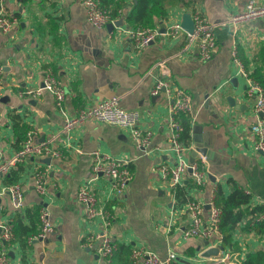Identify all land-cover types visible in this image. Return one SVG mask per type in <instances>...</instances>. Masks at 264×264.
Masks as SVG:
<instances>
[{"label": "crops", "instance_id": "crops-1", "mask_svg": "<svg viewBox=\"0 0 264 264\" xmlns=\"http://www.w3.org/2000/svg\"><path fill=\"white\" fill-rule=\"evenodd\" d=\"M246 1L190 0V6H173L156 20L154 28L159 34L140 50L131 46L125 32L133 0L125 1L118 15L122 23L111 29L94 28L87 22L81 0H0L4 12L16 20L9 31L0 32V159L19 148L29 129L35 131V141L53 137L51 145L61 150L58 157H28L11 171L13 182L23 186L22 220L26 225L33 222L36 234L40 229L38 208L44 198L35 191L31 174L34 166L48 168L45 203L54 230L42 240L27 243L26 239L25 246L17 240L6 244L4 264H105L95 251L98 240L90 247L84 245L86 236L99 232L100 221L84 219L75 201L78 189L91 176L93 151L127 160L131 173L124 196L118 200L109 197L110 184L105 177L91 182L99 203L112 215L109 232L117 252L106 264H128L135 246L160 258L175 252L184 261H174L177 264H189L191 256L204 249V239L182 238L188 224L184 204L177 202L175 189L158 170L175 161L167 139L168 97L164 92L151 94L155 77L160 75L154 65L160 60L164 61V77L192 96V115L184 116L192 127L202 126L207 154L196 152L193 162L206 177L201 186L191 183L190 198L205 204L217 185L225 193L236 185L251 195L250 204L264 205V159L254 149L249 129L255 117L253 100L246 97V79L231 59L235 49L248 75L257 69L264 81V18L236 26L229 22L233 14L244 9ZM256 1L264 4V0ZM190 9L215 23L216 46L205 61L196 52L180 53L183 36L166 34L167 24L181 20ZM49 72L65 90L68 114L117 96L122 107L140 111V125L152 132L150 145L141 148L126 129L94 120L63 131V116L48 91L34 97L21 94L40 86ZM228 96L235 100L234 105L229 104ZM181 117L177 115L178 120ZM190 134L189 163L195 151L192 130ZM6 178L0 177V221L14 218L15 213L5 191L11 184ZM188 180L192 179L186 174L184 182ZM27 209L29 215L25 216ZM203 214L207 215L205 207ZM120 245L125 248L118 251ZM231 248L233 258L243 260L247 252L264 249V234L239 222L232 233Z\"/></svg>", "mask_w": 264, "mask_h": 264}, {"label": "built area", "instance_id": "built-area-1", "mask_svg": "<svg viewBox=\"0 0 264 264\" xmlns=\"http://www.w3.org/2000/svg\"><path fill=\"white\" fill-rule=\"evenodd\" d=\"M82 6L86 11V20L94 28H101L118 20V17L111 18L108 10L99 0H81ZM193 21V30L188 32L181 27V20L169 22L166 26V34L173 38L183 36V45L180 53H195L202 61L212 57L216 46L215 42V23L209 21L198 10L187 11ZM264 18V4L258 3L256 0H247L244 9L241 12L233 14L229 22L236 26L238 23ZM12 14L7 15L0 6V32H7L15 23ZM120 26V25H119ZM125 32L129 38V42L134 49H144L159 34L157 28H125ZM231 59L236 64L238 72L245 77V95L253 100L254 119L249 125L250 132L254 138V149L260 152L264 159V90L261 84L250 77L245 70L243 64L237 56L235 49L231 51ZM163 60L158 61L154 66L160 69V75L155 77V83L151 90L152 95H158L164 92L168 97V114L166 117L167 139L169 148L175 156L174 164L171 166L162 165L158 168L160 176L164 180H168L172 189L179 186H185V175L188 174L195 186H201L205 182L206 174L200 169L196 162L189 163L187 151L191 148L180 140V132L182 130L181 123L177 119V115H192V96L183 88L173 86L172 83L164 76L162 71ZM151 72V69L148 73ZM151 74V73H150ZM1 75V66H0ZM48 91L54 98L55 106L63 116V131L67 132L71 128L80 125L86 120H94L101 123L115 125L128 131L130 137L136 144L145 148L150 145L152 132L144 129L140 125L141 113L137 109H126L119 104L117 96L102 98L92 105L80 108L75 114L70 115L64 108L65 90L60 82L51 72L46 73L40 86L34 89H26L21 92L22 95L38 96L42 91ZM53 137L44 139L40 142L35 141V131L29 129L19 148L5 159H0V177L8 176L13 169L22 164L28 157L50 156L58 157L61 154L59 148L51 145ZM204 161V158H200ZM191 171H188V168ZM34 180V189L41 195L42 199L38 208V219L40 229L36 234L27 238V243L34 240H42L54 230L51 221L50 210L45 203L47 195V177L48 168H40L34 166L32 174ZM99 177H105L110 186L109 197L115 200L124 196L131 173L128 168V161L118 159L112 155L93 151L91 153V176L80 186L77 191L75 201L81 209L84 219L100 221V230L94 235L85 237L84 245L92 246V242L98 240L95 251L103 263H108L112 259L116 251V242L109 232L112 215L107 207L99 203L96 192L91 182ZM10 203L14 211L21 212L24 207L23 186L19 182L9 184L5 189ZM184 211L188 216V224L182 230L181 235L184 240L199 237L208 243L204 249L199 250L196 258H203L201 253L209 247L223 246L222 233L219 228L220 209L215 203L213 193L210 195L206 203H202L195 198H190L183 203ZM207 206V207H206ZM204 207L207 208V215L204 216ZM253 204L248 206L249 210L254 208ZM249 216L242 222L253 226L254 223H264V212L256 214L250 220ZM14 239L13 234V218L9 217L4 221H0V264H4L7 259V249L5 245ZM233 257L231 245L223 246L219 251V255L209 258L212 261H225ZM179 260L175 252H168L164 258H160L154 252L141 247L135 246L130 250L131 264H171ZM181 261V259L179 260Z\"/></svg>", "mask_w": 264, "mask_h": 264}, {"label": "trees", "instance_id": "trees-1", "mask_svg": "<svg viewBox=\"0 0 264 264\" xmlns=\"http://www.w3.org/2000/svg\"><path fill=\"white\" fill-rule=\"evenodd\" d=\"M99 1L103 6L106 7L110 17L114 18L120 14L121 7L126 0ZM190 4V0H133L132 7L128 11L125 20L132 28H154L156 20L159 17H164L168 9L176 5L187 7L190 6ZM249 76L255 78L264 86V81L261 79V76L258 75L257 69L251 71ZM181 115L182 117L179 120L182 126L180 140L184 144L188 145L191 141L190 132L192 130V124L190 119L185 117L186 115ZM13 173L14 172L10 173V177L7 176L6 183H12L15 180V176H12ZM191 183L192 180H188L185 183V186L183 185L175 188L174 196L178 203H184L188 199ZM213 195L215 203L220 209L219 228L222 233L223 246L231 245L232 233L239 222H242L248 216V220H250L256 214L264 212V205H256L254 208L249 210L248 206L252 201L251 195L236 185L232 186L229 193H225L221 185H217L214 189ZM22 215L23 214L17 211L14 213L13 240H17L22 246H25L27 237L33 235L37 231V228L33 222L30 225L24 224ZM24 215H29L28 209L25 210ZM251 229L258 234H264V223H254L253 226H251ZM124 248V246L120 245L118 251ZM128 264H131L130 260L128 261ZM171 264L177 263L172 262ZM239 264H264V249L247 252L245 259L241 260Z\"/></svg>", "mask_w": 264, "mask_h": 264}, {"label": "water", "instance_id": "water-1", "mask_svg": "<svg viewBox=\"0 0 264 264\" xmlns=\"http://www.w3.org/2000/svg\"><path fill=\"white\" fill-rule=\"evenodd\" d=\"M120 21H121V19L116 20V22H114V25H118V26L121 25L122 22H120ZM180 24L184 30H186L188 32H192L193 21H192V18L188 12H184L182 14ZM106 27L111 29L113 27V25L111 23H108L106 25ZM227 100L231 106L235 104V100L232 97L228 96ZM201 131H202V126L193 125V127H192V138H193V141L195 142V151L193 152V154L190 158L191 163L194 161V157L196 155V152H199L202 155L207 154L206 147L203 146ZM188 171L189 172L191 171L190 167L188 168ZM204 243L206 245L208 242L205 240ZM222 249H223V246L209 247L201 253V256L203 258H206V259L216 257L219 255V251ZM181 261L184 262L183 260H181Z\"/></svg>", "mask_w": 264, "mask_h": 264}, {"label": "rangeland", "instance_id": "rangeland-1", "mask_svg": "<svg viewBox=\"0 0 264 264\" xmlns=\"http://www.w3.org/2000/svg\"><path fill=\"white\" fill-rule=\"evenodd\" d=\"M241 262L240 257L236 256L235 258L230 257L225 259V261H212L211 259L206 258H196L195 256H191L189 264H239Z\"/></svg>", "mask_w": 264, "mask_h": 264}]
</instances>
